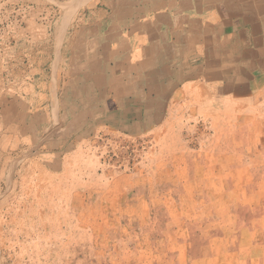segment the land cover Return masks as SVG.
Instances as JSON below:
<instances>
[{
  "label": "crops",
  "instance_id": "crops-1",
  "mask_svg": "<svg viewBox=\"0 0 264 264\" xmlns=\"http://www.w3.org/2000/svg\"><path fill=\"white\" fill-rule=\"evenodd\" d=\"M1 52L13 54L11 65L19 76L0 82V134L13 148L45 156L54 166L51 176L63 181L69 150L86 144L85 134L116 128L127 134L138 122L140 132L148 133L142 122L155 110L150 99H165L150 98V86L176 85L179 95L181 88L189 90V100L196 95L192 87L203 86L205 98L195 100L205 104L201 112L214 115L261 100L264 0H0ZM213 101L223 108L210 105ZM227 128L216 125L215 136L195 142L204 152L202 159L218 165L254 164L257 159L247 161L243 152L227 156ZM192 144L176 143L173 147L182 150L176 156L198 163ZM251 148L257 147L240 149ZM248 201L247 206L241 202L238 188L240 236L235 248L221 247L222 259L212 257L208 248L203 255H187L180 251L186 240L177 238L172 264L192 263L194 257L201 264H264V203L259 197ZM216 240L229 243L225 236Z\"/></svg>",
  "mask_w": 264,
  "mask_h": 264
},
{
  "label": "rangeland",
  "instance_id": "rangeland-1",
  "mask_svg": "<svg viewBox=\"0 0 264 264\" xmlns=\"http://www.w3.org/2000/svg\"><path fill=\"white\" fill-rule=\"evenodd\" d=\"M12 56L0 53V82L19 76ZM178 92L176 85L150 86V98L165 99H150L155 110L142 122L148 133L140 132L138 122L127 134L119 128L85 134L87 143L69 150L63 181L51 176L54 166L45 156L13 148L0 134V264H172L177 238L187 242L180 251L195 257L208 248L219 260L221 247L235 248L238 188L246 206L257 197L264 203V93L248 107L214 115L201 112L205 104L195 100L205 98L203 86L192 87L193 100L189 90ZM210 105L223 108L220 101ZM120 121L117 117L118 126ZM220 124L228 126L227 156L243 152L247 161L257 159L254 164L202 159L195 142L215 136ZM254 128L259 132H251ZM182 141L193 143L198 163L176 156L182 150L173 146ZM217 174L228 177L218 180ZM222 236L228 244L216 240ZM195 257L187 264H201Z\"/></svg>",
  "mask_w": 264,
  "mask_h": 264
}]
</instances>
